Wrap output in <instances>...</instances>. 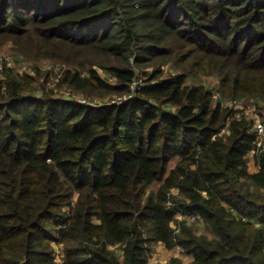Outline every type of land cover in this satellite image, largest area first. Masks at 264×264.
I'll use <instances>...</instances> for the list:
<instances>
[{
	"label": "trees",
	"instance_id": "16d2710c",
	"mask_svg": "<svg viewBox=\"0 0 264 264\" xmlns=\"http://www.w3.org/2000/svg\"><path fill=\"white\" fill-rule=\"evenodd\" d=\"M9 42L85 99L126 98L0 74V264H59L54 246L62 264H149L158 244L192 257L171 264H264V150L251 174L252 124L221 105L264 102V0H0Z\"/></svg>",
	"mask_w": 264,
	"mask_h": 264
},
{
	"label": "rangeland",
	"instance_id": "374dc122",
	"mask_svg": "<svg viewBox=\"0 0 264 264\" xmlns=\"http://www.w3.org/2000/svg\"><path fill=\"white\" fill-rule=\"evenodd\" d=\"M0 59H2L3 63L5 64L4 69L1 70L2 72L0 74L4 72L3 74L5 75L6 72H8L9 70H13L18 76H30L36 78L35 84L33 86L35 95H40L42 90L45 89L48 92H53L56 98L63 97L65 99H68L69 93L73 98L76 99L85 98L83 95L77 94L72 90L66 88L65 86L60 85V78L65 70L61 65L55 64L47 60H43V61L29 60L25 56L18 54L15 50L14 44L10 42L3 45L0 44ZM9 63L10 65H8ZM163 70L165 76L174 75L176 73V71L173 70V68L170 65L163 67ZM150 71L151 69H148V72ZM38 72L40 73V76L37 75ZM100 74H102L106 78H110V75L108 73H104L103 71H100ZM139 80H144V79L140 78L136 80V82H138ZM200 83L210 88L212 90V93L213 90L215 89H217L218 91L219 80L217 77H203L201 78ZM125 98L126 97L123 98L107 97L104 100H98V99L91 100L89 98H86V100H89L91 104L92 103L102 104L111 101H119L120 99H125ZM249 102L253 103V105H255L256 107L264 108V102L262 101H249ZM250 115L251 114L249 113V116ZM249 119H251V117ZM248 161L249 164H251L252 159L249 157ZM153 188L156 190L159 188V186L156 185ZM177 222H180L179 218H177ZM187 224L188 226L194 227L197 233L206 234V225L203 221H198L192 224L187 223ZM172 227L174 229H178V225L176 223L172 224ZM54 248L55 250L59 249L58 246H54ZM57 255H58L57 263L62 264V259H61L62 251L59 253L57 252ZM176 258L183 260L185 263H190L192 261V257L186 255V253L183 251L182 248L175 247L173 249H167L162 244H158L155 245L153 248V253L150 258L149 264H171V261Z\"/></svg>",
	"mask_w": 264,
	"mask_h": 264
},
{
	"label": "built area",
	"instance_id": "2783aa9c",
	"mask_svg": "<svg viewBox=\"0 0 264 264\" xmlns=\"http://www.w3.org/2000/svg\"><path fill=\"white\" fill-rule=\"evenodd\" d=\"M10 65V63L8 64ZM5 64L3 63V60L0 59V73L1 70L4 69ZM144 85V80H139L138 82L134 83L132 85V88L135 90L139 88L140 86ZM213 100L217 101L220 99L219 93L217 89L213 90ZM68 99H75L78 102L82 104H90L92 106H96V104H91L89 100L84 99H76L71 96L69 93ZM123 99H120L119 101H111V104L114 103H122ZM222 108L223 109H229L235 116L236 119L241 120L242 118H246L247 121L251 122L252 126L250 129V135L255 138V144H256V150L253 151L254 155L257 153H260L262 150H264V108L256 107L253 105V103L240 101V100H230V101H223L222 100ZM249 113L251 114L249 116ZM251 117V119H249ZM228 132V127L223 129L221 131V134H226ZM180 221H184L186 223L192 224L200 221V218L196 215L191 214H181L178 216ZM62 248L59 247V249L56 250L55 255L56 258H58L57 252H61ZM61 255V254H60ZM62 259V256H61Z\"/></svg>",
	"mask_w": 264,
	"mask_h": 264
},
{
	"label": "crops",
	"instance_id": "0c3cea01",
	"mask_svg": "<svg viewBox=\"0 0 264 264\" xmlns=\"http://www.w3.org/2000/svg\"><path fill=\"white\" fill-rule=\"evenodd\" d=\"M251 158L252 159V162H251V164H249L248 166H249V172L251 173V174H255V173H257L258 172V170H259V167L256 165V161H255V155H254V153H251V154H249L248 155V158Z\"/></svg>",
	"mask_w": 264,
	"mask_h": 264
}]
</instances>
